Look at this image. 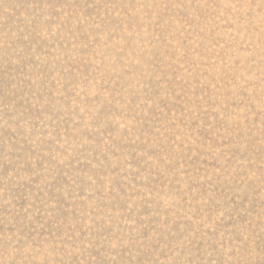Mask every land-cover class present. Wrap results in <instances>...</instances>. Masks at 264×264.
<instances>
[{
    "label": "rangeland",
    "instance_id": "1",
    "mask_svg": "<svg viewBox=\"0 0 264 264\" xmlns=\"http://www.w3.org/2000/svg\"><path fill=\"white\" fill-rule=\"evenodd\" d=\"M0 264H264V0H0Z\"/></svg>",
    "mask_w": 264,
    "mask_h": 264
}]
</instances>
